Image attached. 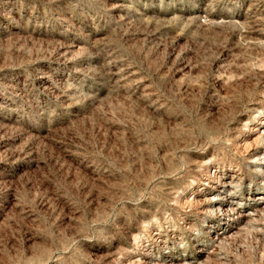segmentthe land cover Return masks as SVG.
I'll use <instances>...</instances> for the list:
<instances>
[{
    "label": "rangeland",
    "instance_id": "374dc122",
    "mask_svg": "<svg viewBox=\"0 0 264 264\" xmlns=\"http://www.w3.org/2000/svg\"><path fill=\"white\" fill-rule=\"evenodd\" d=\"M0 264H264V0H0Z\"/></svg>",
    "mask_w": 264,
    "mask_h": 264
}]
</instances>
